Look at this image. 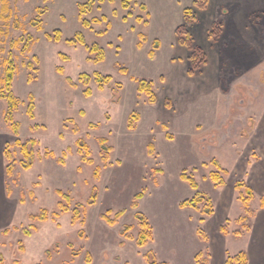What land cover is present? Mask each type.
<instances>
[{
    "label": "rangeland",
    "instance_id": "374dc122",
    "mask_svg": "<svg viewBox=\"0 0 264 264\" xmlns=\"http://www.w3.org/2000/svg\"><path fill=\"white\" fill-rule=\"evenodd\" d=\"M123 3L0 0L3 264H241L240 252L258 260L252 236L254 228L264 234V0ZM77 34L83 43H69ZM8 93L17 100V134ZM99 138L112 152L103 153ZM16 139L35 143L29 168ZM86 150L91 164L82 159ZM195 197V208L180 206ZM41 210L45 221L29 220ZM118 211L124 214L114 225L101 217ZM136 213L151 230L143 246Z\"/></svg>",
    "mask_w": 264,
    "mask_h": 264
},
{
    "label": "trees",
    "instance_id": "16d2710c",
    "mask_svg": "<svg viewBox=\"0 0 264 264\" xmlns=\"http://www.w3.org/2000/svg\"><path fill=\"white\" fill-rule=\"evenodd\" d=\"M100 1H104V0H100ZM110 2H112L113 0H109ZM125 3H123L124 7L127 6V2L129 0H123ZM83 24L84 25H87L86 24V21H83ZM78 38L77 41L75 40H69V43H83V40L81 38V36L79 34L76 35ZM141 40H144V36H140ZM141 45L139 44V47ZM97 47L96 46H93L90 51L91 52H95L97 51ZM149 56L150 57H153V52H149ZM61 70V68H59ZM11 79V72H8L7 76H6V81H10ZM97 79L100 81L101 79H99V75H97ZM102 80L104 81H108L109 80V77L106 76L104 78H102ZM67 81L69 82V84L71 86H75V84L68 78ZM138 90L140 92H144L148 97H149V100L150 102H153L154 101V96H153V92L149 86V84L145 83V82H140L139 83V87H138ZM5 98L7 99L8 101V122L12 123V112L16 109V103H17V100L16 98L14 97V95L12 93H8L5 95ZM32 109H33V103H32V96L30 95L29 96V103H28V112L30 113V116H32ZM133 117H136L135 114H131L130 118L132 119ZM11 127H12V130L14 132V134H17L18 132V124L16 123H12L11 124ZM164 128H166V126H163ZM129 128H132L131 125H129ZM74 132H78V129L77 127H74ZM106 138H99L98 139V142L102 148V151L104 154H108L110 152H112L113 150V147L111 146H108L106 145ZM15 144L18 145V147L20 148L21 150V153L23 154V156L28 159V162L26 163H23V166L24 168H29L31 166V162L34 160L35 158V153L33 151V148H34V141L32 140H27V141H24V142H20L19 139H16L15 140ZM77 145L79 147V152L80 153H83L82 152V148H83V143L81 141H78L77 142ZM85 147V146H84ZM86 148V147H85ZM148 150H149V154L151 155L153 153V145L152 144H149L148 145ZM47 156V155H45ZM87 150H86V153H84L82 159L85 160V162L91 164L92 163V160L91 159H88L87 157ZM5 157L9 162V164L6 166V172L8 174H11L12 171H13V161H12V155L8 152V147L6 146L5 148ZM103 160H106L105 157L103 158ZM58 162L59 163H63V156L62 158L58 159ZM213 164L214 166L219 170L220 169V164L217 162V161H213ZM98 173H99V168H96L95 171H94V177L97 178L98 177ZM181 178L184 180V181H187L189 183V185L191 186L192 189H197V184L196 182L193 180V178L187 176L185 173H181ZM211 178L212 180L218 182V184H223L224 181L219 177V175L217 173H212L211 174ZM245 190L247 191L248 194H251V190L249 187H246ZM58 195L62 198L63 201L65 202H69L70 199H69V196L67 194H64L62 193L61 191H57ZM142 196L141 194H136L134 197H133V202L131 204L132 208H136L137 207V203H136V200ZM198 197V195H197ZM201 197V195L199 196ZM203 197V196H202ZM201 197V198H202ZM243 201V207L245 208V211L248 212V214L244 217H242L241 219L243 221H248L249 220V204L248 202L246 201V199H242ZM199 202V199L198 198H194V199H191V200H184L180 206L181 207H189V208H195L197 203ZM261 204L264 205V201L261 202ZM80 207L79 204L76 205V209ZM74 209V215H73V220L75 221L76 219H78V211ZM62 211H68V207L67 206H63ZM109 213H111L110 211H108ZM203 213L205 215H210L212 212H211V209H205L203 211ZM124 214V211H118L117 213H115L114 217L113 218H109L107 215H101V217L109 224V225H114L117 220ZM29 220L31 221H45L47 219V213H46V210H41L39 214H30L28 216ZM136 218L137 220L140 222V225H141V233L137 239V244L139 246H143L145 245L146 241L150 240L151 239V230H150V227L149 225L147 224V222L144 220V217L140 214V213H136ZM83 221V220H82ZM33 228V225H30V228ZM129 226H125L124 227V231L128 230ZM24 233H26L27 235L29 234V231L28 230H24ZM239 255L240 258H239V261H241V264H247V257H246V254L244 252H240ZM245 256V257H244ZM231 260H234V258H230ZM151 264H157V262L153 259H150L149 260ZM228 261V260H227ZM0 264H3V260L1 258V255H0Z\"/></svg>",
    "mask_w": 264,
    "mask_h": 264
},
{
    "label": "crops",
    "instance_id": "0c3cea01",
    "mask_svg": "<svg viewBox=\"0 0 264 264\" xmlns=\"http://www.w3.org/2000/svg\"><path fill=\"white\" fill-rule=\"evenodd\" d=\"M261 211L263 212L264 209L260 210V212ZM261 221H262V223H264V220H261ZM252 238H253V241H254V244L256 245V247H257V243H258V250H259L260 255L258 257V260H255V259L252 260V258L249 255L247 257V264H264V257H262V252H260V249H259V246H260L259 242L261 243V240H262V242L264 241V234L262 235V238H261L260 234L257 231V228L256 229L254 228V235L252 236Z\"/></svg>",
    "mask_w": 264,
    "mask_h": 264
}]
</instances>
